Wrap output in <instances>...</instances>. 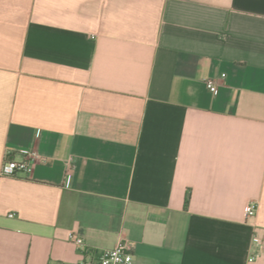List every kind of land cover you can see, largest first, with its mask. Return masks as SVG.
<instances>
[{
    "label": "crops",
    "instance_id": "crops-1",
    "mask_svg": "<svg viewBox=\"0 0 264 264\" xmlns=\"http://www.w3.org/2000/svg\"><path fill=\"white\" fill-rule=\"evenodd\" d=\"M124 239L135 264H264V0H0V264Z\"/></svg>",
    "mask_w": 264,
    "mask_h": 264
},
{
    "label": "built area",
    "instance_id": "built-area-1",
    "mask_svg": "<svg viewBox=\"0 0 264 264\" xmlns=\"http://www.w3.org/2000/svg\"><path fill=\"white\" fill-rule=\"evenodd\" d=\"M207 85L213 93L217 92V86L212 80H208ZM39 159H41V156L37 151L26 152V158L22 160L6 156L2 164L1 175L15 176L19 172H29L31 170V166ZM257 210V202H248L245 206L246 217L255 216ZM69 237L77 245H84L83 238L76 236L74 232H70ZM254 240L257 241V237H254ZM260 244L262 245V242ZM134 251L135 243L131 240L124 239L121 240L114 248L103 250L96 257L88 256L87 258H84L80 264H135ZM259 254L260 251H257L253 255V258L259 256Z\"/></svg>",
    "mask_w": 264,
    "mask_h": 264
},
{
    "label": "trees",
    "instance_id": "trees-1",
    "mask_svg": "<svg viewBox=\"0 0 264 264\" xmlns=\"http://www.w3.org/2000/svg\"><path fill=\"white\" fill-rule=\"evenodd\" d=\"M189 200H190V196H189V193L186 194V197H185V207L188 208L189 206Z\"/></svg>",
    "mask_w": 264,
    "mask_h": 264
}]
</instances>
